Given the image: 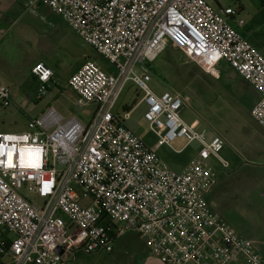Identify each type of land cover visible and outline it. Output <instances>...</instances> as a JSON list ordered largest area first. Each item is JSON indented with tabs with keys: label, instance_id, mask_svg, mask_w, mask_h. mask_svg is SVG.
<instances>
[{
	"label": "built area",
	"instance_id": "obj_1",
	"mask_svg": "<svg viewBox=\"0 0 264 264\" xmlns=\"http://www.w3.org/2000/svg\"><path fill=\"white\" fill-rule=\"evenodd\" d=\"M22 1L60 16L113 71L87 59L68 78L78 105L95 106L87 123L49 106L26 131L0 132V264H73L80 252H111L126 231H135L161 264H264L205 199L215 175L209 160L228 167L219 155L224 141L189 127L180 95L155 93L142 70L168 46L214 78L224 62L259 94L250 115L264 130V56L237 30L238 12L205 0ZM31 75L41 99L53 71L37 62ZM129 83L142 94L144 119L160 143L176 153L177 139L200 146L181 171L126 128L130 111L114 113ZM9 100L0 83V104Z\"/></svg>",
	"mask_w": 264,
	"mask_h": 264
},
{
	"label": "rangeland",
	"instance_id": "obj_2",
	"mask_svg": "<svg viewBox=\"0 0 264 264\" xmlns=\"http://www.w3.org/2000/svg\"><path fill=\"white\" fill-rule=\"evenodd\" d=\"M205 1L216 10L226 7L236 10L235 20L242 21V26L237 27L234 23L233 26L264 56V0ZM44 17V20L41 18V57L53 59L54 75L41 99H37L38 83L28 73L29 63L38 49L31 39L32 32L22 24L18 25L8 36L9 49H6L7 41L0 45V83L7 87L10 97L8 104H0V132L26 131L29 119L49 106L64 118L74 116L87 123L95 106L78 105L76 93L67 86V75L86 58L105 72L113 71L112 66L85 44L61 17L52 14H44ZM173 50L168 46L160 58L145 63L142 70L151 76L149 86L155 93L168 90L180 95L183 102L181 118L193 130L209 136L225 131L229 142L223 145L219 155L228 167L223 169L215 160H209L214 171L222 172L213 184L214 196L209 205L237 236L251 241L256 253L264 258V130L245 117L233 119L232 112L236 107L219 82L183 58L182 52ZM167 56L173 57L175 66L160 71ZM141 96L131 83L127 84L116 102L114 113L122 116L126 108L134 107L124 122L126 128L162 163L174 171H181L189 159L197 155L200 146L189 144L177 154L160 143L144 119L146 105L139 102ZM184 144V140H174L171 146L179 150ZM30 201L40 203L37 198ZM147 256L152 257L143 239L135 231H126L113 240L111 252H80L71 263L140 264Z\"/></svg>",
	"mask_w": 264,
	"mask_h": 264
},
{
	"label": "crops",
	"instance_id": "obj_3",
	"mask_svg": "<svg viewBox=\"0 0 264 264\" xmlns=\"http://www.w3.org/2000/svg\"><path fill=\"white\" fill-rule=\"evenodd\" d=\"M47 13L52 14V15H56L52 11H50L46 6H44L43 4H41L39 2L35 3L32 7L27 8V7H25L24 2L22 0H0V30L4 31V33L0 36V45L7 41L8 36L10 35L12 29L18 25L21 26V24H22L25 28H27L29 31L32 32L31 33V35H32L31 39H34V41L36 42V46L38 47V49L35 51L36 53H35V56L33 57L34 59L29 63L28 73L32 79H34V78L31 75V68L33 67L34 64H36L37 62H43L45 65H47L48 67L51 68V65L53 62L52 58L41 57V18L44 20V18H45L44 14L48 15ZM56 16H58V15H56ZM245 39H246V37H245ZM9 46H10L9 41H7L6 42V49L7 50L9 49ZM171 49L173 50V48H171ZM182 57L186 59L185 56H182ZM158 58H160V56ZM166 58H167L166 62L165 63L162 62L163 63L162 68L160 67V69H159L160 71H161V69L163 71H165L166 67H170V69H172L173 66H175L174 61L171 59L173 57L167 56ZM87 59H89V58H86L85 60H87ZM85 60L81 61V63L75 69H73L71 72L68 73L67 80L81 66V64ZM192 64H194V63H192ZM216 69L218 71V78L213 77V79L215 81L219 82L221 89L224 92V94L231 99L233 105L236 107V111L232 112V118L237 121V119L241 120V118L245 117L246 120L250 119L255 123V121L252 119V117L250 115V110H251L252 106L258 101L259 94L254 90V88L248 82H246L244 79L239 77L224 62H219L218 65L216 66ZM51 70H52V68H51ZM204 73L208 74L206 72H204ZM67 80H66V83H67ZM125 111H127V110H125ZM42 113H41V109H40L39 113L36 116L30 118L29 120L39 117ZM258 128H260V127L258 126ZM215 132L217 133V131H215ZM208 136H209V134H208ZM218 136H220L222 138V140L224 141V144L225 143L227 144L229 142L228 141L229 139L227 138L225 131H219ZM177 140H180V139H177ZM184 148L185 147L183 146L181 149H179V150H181L179 153H181ZM179 153H177V154H179ZM193 158L194 157H192L191 160ZM191 160L189 159V161L187 163L189 164V162ZM187 165H185V167ZM221 173L222 172H220V171H215L213 183H212L210 189L205 194V199H206L208 204L210 202V199H212L214 196L213 192H214L215 186L213 184L215 182H217V180H219ZM140 264H161V263L156 258L147 256L146 258H144V259L142 258L140 260Z\"/></svg>",
	"mask_w": 264,
	"mask_h": 264
},
{
	"label": "trees",
	"instance_id": "obj_4",
	"mask_svg": "<svg viewBox=\"0 0 264 264\" xmlns=\"http://www.w3.org/2000/svg\"><path fill=\"white\" fill-rule=\"evenodd\" d=\"M133 107H130V108H126L125 110H127V111H130L131 109H132Z\"/></svg>",
	"mask_w": 264,
	"mask_h": 264
}]
</instances>
